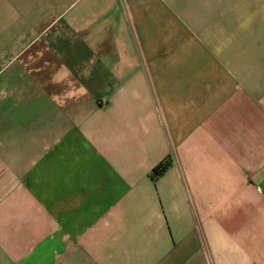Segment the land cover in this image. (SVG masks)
I'll use <instances>...</instances> for the list:
<instances>
[{"label":"crops","instance_id":"obj_1","mask_svg":"<svg viewBox=\"0 0 264 264\" xmlns=\"http://www.w3.org/2000/svg\"><path fill=\"white\" fill-rule=\"evenodd\" d=\"M65 263L264 264V0H0V264Z\"/></svg>","mask_w":264,"mask_h":264},{"label":"trees","instance_id":"obj_2","mask_svg":"<svg viewBox=\"0 0 264 264\" xmlns=\"http://www.w3.org/2000/svg\"><path fill=\"white\" fill-rule=\"evenodd\" d=\"M166 166H167V163L166 162L163 163V164H160L157 168H155L153 170V173L159 174L160 172H162L165 169Z\"/></svg>","mask_w":264,"mask_h":264},{"label":"rangeland","instance_id":"obj_3","mask_svg":"<svg viewBox=\"0 0 264 264\" xmlns=\"http://www.w3.org/2000/svg\"><path fill=\"white\" fill-rule=\"evenodd\" d=\"M65 264H68V263H65Z\"/></svg>","mask_w":264,"mask_h":264}]
</instances>
